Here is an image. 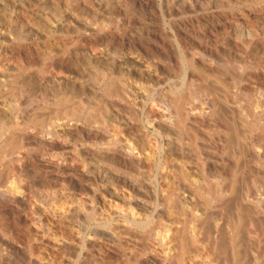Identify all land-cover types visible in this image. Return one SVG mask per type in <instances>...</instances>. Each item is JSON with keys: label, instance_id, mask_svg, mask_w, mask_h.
<instances>
[{"label": "bare ground", "instance_id": "obj_1", "mask_svg": "<svg viewBox=\"0 0 264 264\" xmlns=\"http://www.w3.org/2000/svg\"><path fill=\"white\" fill-rule=\"evenodd\" d=\"M0 264H264V0H0Z\"/></svg>", "mask_w": 264, "mask_h": 264}, {"label": "rangeland", "instance_id": "obj_2", "mask_svg": "<svg viewBox=\"0 0 264 264\" xmlns=\"http://www.w3.org/2000/svg\"><path fill=\"white\" fill-rule=\"evenodd\" d=\"M183 16H187V15H183ZM39 100H41V95L40 94H35V97L34 96L31 97V99H29L28 101L24 102L21 105V107L22 108H33V107H35V105L37 104V102ZM72 146H73V148H75L74 145H72ZM98 186H99V183H98ZM56 188L58 190H61L62 186L60 184H58L56 186ZM62 200H64V199H62ZM62 200H59V202H63ZM98 206H102V204L101 203H96L95 204V208H94V212L92 214L90 213L88 215L90 225H95V221H96V217H97L96 212H98ZM33 245L36 246L35 243H33Z\"/></svg>", "mask_w": 264, "mask_h": 264}]
</instances>
